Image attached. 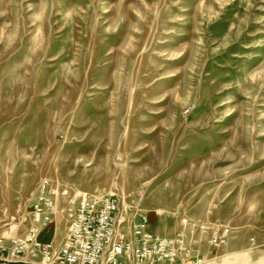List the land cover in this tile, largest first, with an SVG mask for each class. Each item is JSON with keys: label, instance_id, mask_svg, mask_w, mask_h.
<instances>
[{"label": "rangeland", "instance_id": "rangeland-1", "mask_svg": "<svg viewBox=\"0 0 264 264\" xmlns=\"http://www.w3.org/2000/svg\"><path fill=\"white\" fill-rule=\"evenodd\" d=\"M45 182L264 248V0H0L1 247Z\"/></svg>", "mask_w": 264, "mask_h": 264}, {"label": "built area", "instance_id": "built-area-1", "mask_svg": "<svg viewBox=\"0 0 264 264\" xmlns=\"http://www.w3.org/2000/svg\"><path fill=\"white\" fill-rule=\"evenodd\" d=\"M29 207V227L7 248L0 246V264H204V249L223 248L231 230L228 225L202 223L171 237L153 236L147 232V217L133 214L119 200L69 188L58 196L50 192L48 182ZM58 216L66 225L62 241H41L40 235ZM195 232L204 237L195 238Z\"/></svg>", "mask_w": 264, "mask_h": 264}, {"label": "crops", "instance_id": "crops-1", "mask_svg": "<svg viewBox=\"0 0 264 264\" xmlns=\"http://www.w3.org/2000/svg\"><path fill=\"white\" fill-rule=\"evenodd\" d=\"M237 237L236 232L231 233L220 255H216L212 250L204 249L208 252V258L204 264H264L263 246L256 247L254 244L238 243Z\"/></svg>", "mask_w": 264, "mask_h": 264}]
</instances>
